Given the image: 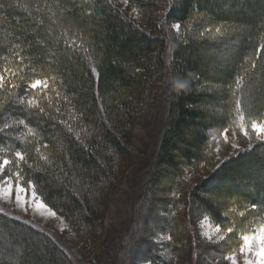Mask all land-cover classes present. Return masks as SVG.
<instances>
[{"label": "trees", "instance_id": "obj_1", "mask_svg": "<svg viewBox=\"0 0 264 264\" xmlns=\"http://www.w3.org/2000/svg\"><path fill=\"white\" fill-rule=\"evenodd\" d=\"M0 76V162L12 161L10 180L19 173L23 187L74 227L93 228L105 213L150 117L148 178L137 179L141 196L122 226L134 229L121 244L132 245L139 211L154 205L163 212L154 233L164 237L146 241L148 264H204L198 253L190 261L188 241L197 247L198 236L188 237V223L210 214L228 225L213 201L219 191L264 210V142L199 185L185 178L218 131L264 118V0H0ZM36 80L46 86L33 89ZM165 165L176 176L170 196L155 204L149 195ZM185 189V205H174ZM54 241L0 210V264L75 262Z\"/></svg>", "mask_w": 264, "mask_h": 264}, {"label": "rangeland", "instance_id": "obj_2", "mask_svg": "<svg viewBox=\"0 0 264 264\" xmlns=\"http://www.w3.org/2000/svg\"><path fill=\"white\" fill-rule=\"evenodd\" d=\"M133 11L130 8L129 12L133 14ZM169 84L170 82H166L165 86L168 88ZM150 122L151 117L143 124V129L134 143L133 163L123 165L121 172L124 174H122L124 176L123 184L118 187L116 194L112 195L113 197L110 195V200L108 198L104 203L105 213H102L96 221L95 227H74L67 222L62 214L56 213L38 199L31 186L23 187L18 178L8 181L7 184L0 180V210L3 213L4 211L11 213L52 235L56 241L55 244L57 246L59 244L60 251H66L75 260V262L71 261V264H148L149 261L144 258L148 257L151 247L147 245L146 241L151 238L155 241H162L164 237L160 231L154 233V229H158V226L161 225L157 220L163 217L162 211L155 212L156 209L161 210L160 208H155L153 205L149 209V204H147L148 213L145 205L139 211L138 223L135 228V232L138 233L137 239H133L132 245L128 242L121 244V242L125 239L126 233L134 229L130 227L123 230L122 226L127 221V212L131 211L132 204L136 203L137 198L141 196L138 189L141 186L140 183L148 178L144 171L149 165L148 154L155 142V139L152 140V135L156 132L151 127ZM254 122L264 127V118ZM252 125L253 122L246 124L238 119L232 126L218 131L208 144L206 160L199 166L185 171L187 184L193 187L205 182L212 177V174L224 161L250 150L255 144L264 142V131L257 133L253 130ZM157 128L159 129V127ZM174 155L177 161L184 162L181 154L175 153ZM163 171L166 172L164 180L155 185L153 193L149 195V197L152 195V198H155V204L156 200L168 196L177 172L167 165L163 167ZM137 179L140 182L138 184ZM211 186L214 187L213 184ZM211 186L209 189L212 188ZM187 189H185V194L177 196L174 205L179 207L185 205L186 199L189 197ZM109 193L113 194L114 192L109 191ZM219 193V196L215 197L213 201L222 204L224 213L229 215L231 219L228 225L220 226L210 214H206L199 219H194V221L192 219V222L188 223L189 233H192L188 237L198 236L197 247L201 246L200 251H204L201 253L196 250L197 247L194 244L196 241H188L187 247L190 256H193L190 261L193 262L195 260L194 255L198 253V263L202 260V254L205 256L204 264H232L226 257L234 254L237 264H244L245 256L240 253V247L243 244L242 237L255 234L252 243L255 248H259L261 243L259 230L264 226V210L252 209L243 198H233L232 195L226 194L224 189ZM171 202H173V198H171ZM181 219L183 221L188 220L186 216ZM230 228L231 231H229ZM165 238L171 240L170 236L165 235ZM14 252L16 253V250ZM19 252L20 254L23 253V251ZM249 258L255 260L254 255Z\"/></svg>", "mask_w": 264, "mask_h": 264}, {"label": "snow or ice", "instance_id": "obj_3", "mask_svg": "<svg viewBox=\"0 0 264 264\" xmlns=\"http://www.w3.org/2000/svg\"><path fill=\"white\" fill-rule=\"evenodd\" d=\"M177 29L180 27L179 24L175 25ZM3 81V76H0V82ZM41 85L46 86V82L36 80L35 83L31 85L33 89L40 87ZM253 130L257 133H260L264 131V127L257 125L255 122H253ZM16 157L20 161H24L25 157L22 153L17 152ZM12 161L8 159H4L2 162H0V180H3L5 184L8 183V181L11 179V176L6 173V166H8ZM19 173H17V178L19 177ZM255 207V206H253ZM231 231V228L229 229ZM260 233H261V243L259 245V248H255L253 246L252 241L255 239V234L252 236L244 235L242 237L243 239V244L240 247V253L245 256V261L244 264H264V226L260 228ZM170 239V238H169ZM255 256V260L250 259V256ZM226 259L230 260L232 264H237L235 255H229L226 257Z\"/></svg>", "mask_w": 264, "mask_h": 264}]
</instances>
